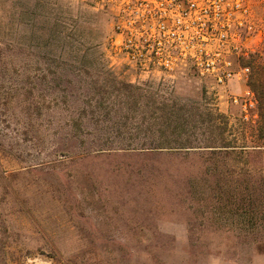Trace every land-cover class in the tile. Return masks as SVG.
<instances>
[{
	"label": "rangeland",
	"instance_id": "374dc122",
	"mask_svg": "<svg viewBox=\"0 0 264 264\" xmlns=\"http://www.w3.org/2000/svg\"><path fill=\"white\" fill-rule=\"evenodd\" d=\"M245 2L250 77L222 88L112 57L111 19L86 5L0 0V264H264L261 126L233 101L264 62V0ZM172 111L199 119L195 148ZM222 139L238 147H206Z\"/></svg>",
	"mask_w": 264,
	"mask_h": 264
},
{
	"label": "built area",
	"instance_id": "2783aa9c",
	"mask_svg": "<svg viewBox=\"0 0 264 264\" xmlns=\"http://www.w3.org/2000/svg\"><path fill=\"white\" fill-rule=\"evenodd\" d=\"M83 4L112 22L109 37L112 57L143 73L174 74L192 64L202 78L226 88L247 82L250 68H237L242 35L232 21L247 8L245 0H67ZM240 100L246 122L259 118L252 91Z\"/></svg>",
	"mask_w": 264,
	"mask_h": 264
},
{
	"label": "trees",
	"instance_id": "16d2710c",
	"mask_svg": "<svg viewBox=\"0 0 264 264\" xmlns=\"http://www.w3.org/2000/svg\"><path fill=\"white\" fill-rule=\"evenodd\" d=\"M253 93L256 96L258 101V115L259 118L257 123L261 126V134L259 133L258 139L262 145L254 146V149L261 150L264 148V62H260L257 69L253 75V85L251 84ZM258 97V98H257ZM192 115V114H191ZM164 123L167 127L173 126V136L175 138L174 143L178 145L177 148L181 149H193L195 148L191 136H187L186 131L191 126L196 125L199 122V119L196 116L186 117L184 114H175L173 111L169 114V118L164 119ZM263 129V130H262ZM263 142V143H262ZM207 148H214L219 150H229L235 149L238 146H235L233 143L226 142L224 139L217 141V143H209ZM167 147L159 145L158 147L142 148V149H166ZM171 148V147H170ZM243 148H248V146H243ZM215 152V151H214Z\"/></svg>",
	"mask_w": 264,
	"mask_h": 264
}]
</instances>
